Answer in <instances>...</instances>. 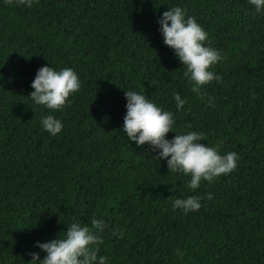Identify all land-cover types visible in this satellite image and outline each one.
<instances>
[{
  "label": "trees",
  "instance_id": "16d2710c",
  "mask_svg": "<svg viewBox=\"0 0 264 264\" xmlns=\"http://www.w3.org/2000/svg\"><path fill=\"white\" fill-rule=\"evenodd\" d=\"M177 4L224 57L200 95L157 30ZM47 63L80 81L57 110L27 95ZM128 88L173 112L166 138L202 132L199 143L238 154L235 168L188 189L190 177L119 130ZM49 111L55 135L39 124ZM191 194L197 210L170 207ZM93 215L108 221L97 245L107 264H264V15L248 0H0V264H28L44 254L34 241Z\"/></svg>",
  "mask_w": 264,
  "mask_h": 264
},
{
  "label": "clouds",
  "instance_id": "9594fccd",
  "mask_svg": "<svg viewBox=\"0 0 264 264\" xmlns=\"http://www.w3.org/2000/svg\"><path fill=\"white\" fill-rule=\"evenodd\" d=\"M17 3L31 8L36 0H17ZM255 13L264 15V0H248ZM158 32L164 45L184 67L183 75L190 82L191 91L200 95L201 85L212 80L220 81V76L211 68L223 60L219 49L208 43L207 32L191 15H186L180 5L167 7L155 19ZM31 91L28 96L32 103L42 105L49 110H57L66 103V98L80 88V81L71 67L54 69L49 64L39 66L29 82ZM124 113L119 130L127 141L136 145L146 144V152L154 153L152 157L163 160L167 171L182 173L190 177L188 189H196L201 181L211 182L221 174H227L236 166L238 154L227 151L221 154L215 146L198 141L204 133L195 130L174 131V135L166 138L165 134L173 131V112L164 110L145 93L128 88L124 89ZM209 97V102H211ZM175 109L181 110L185 99L173 93ZM40 127L49 135L60 132L63 125L60 119L54 118L51 111L39 119ZM211 199L212 194H206ZM201 195L191 194L171 200L170 207L182 213L195 211L200 207ZM108 226V221L95 215L89 217L87 224L79 222L67 223L61 234L44 241H34L38 252L28 253V264H107V258L98 255L97 245L101 242L100 233ZM111 234L119 235L116 228ZM180 255V253H177Z\"/></svg>",
  "mask_w": 264,
  "mask_h": 264
}]
</instances>
